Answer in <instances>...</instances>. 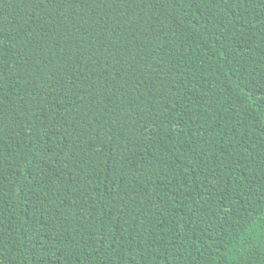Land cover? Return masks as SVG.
I'll return each instance as SVG.
<instances>
[{"label":"trees","instance_id":"1","mask_svg":"<svg viewBox=\"0 0 264 264\" xmlns=\"http://www.w3.org/2000/svg\"><path fill=\"white\" fill-rule=\"evenodd\" d=\"M0 264H264V0H0Z\"/></svg>","mask_w":264,"mask_h":264}]
</instances>
